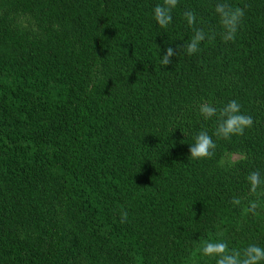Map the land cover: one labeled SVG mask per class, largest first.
<instances>
[{"label": "trees", "instance_id": "trees-1", "mask_svg": "<svg viewBox=\"0 0 264 264\" xmlns=\"http://www.w3.org/2000/svg\"><path fill=\"white\" fill-rule=\"evenodd\" d=\"M217 2L179 0L161 27L163 0H0V264H216L207 242L264 247V184L247 180L264 178V0H228L245 9L228 42ZM194 28L215 38L162 65ZM231 100L253 126L218 138L199 106ZM205 130L214 155L193 159Z\"/></svg>", "mask_w": 264, "mask_h": 264}, {"label": "clouds", "instance_id": "clouds-1", "mask_svg": "<svg viewBox=\"0 0 264 264\" xmlns=\"http://www.w3.org/2000/svg\"><path fill=\"white\" fill-rule=\"evenodd\" d=\"M179 0H163V4H158L154 8V18L161 27H167L173 20L172 11L177 6ZM215 11L219 15L220 24L223 28L221 33L225 42L235 41L238 28L245 15L242 7H233L228 0H218ZM184 18L189 26H195L197 15L194 11L185 10ZM214 35L206 33L203 28H194V35L185 44H178L175 48L167 46L166 53L161 58L164 66L172 63V57L179 55V50L183 48L189 55L201 50V42L205 39H214ZM199 113L205 119H211L218 114V123L214 135L218 138L230 139L234 135L242 136L245 129L253 126L254 120L250 115L241 111V104L237 100H231L222 109H217L212 103L204 102L199 106ZM216 143L208 131H201L195 138V143L191 144L189 151L193 159L210 158L214 155ZM247 180L250 184V192L255 193L257 188L264 184V178L259 171H252ZM233 204L239 205L241 200L234 197ZM260 207L258 203L251 202L249 211L254 213ZM121 223L127 221V211H121ZM202 254L204 256L216 257V264H261L264 262V247L258 244H249L243 249L229 248L227 242L223 240L207 242L203 245Z\"/></svg>", "mask_w": 264, "mask_h": 264}]
</instances>
